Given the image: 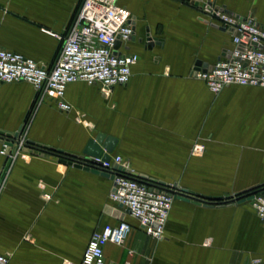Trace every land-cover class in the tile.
Listing matches in <instances>:
<instances>
[{"label":"crops","instance_id":"crops-1","mask_svg":"<svg viewBox=\"0 0 264 264\" xmlns=\"http://www.w3.org/2000/svg\"><path fill=\"white\" fill-rule=\"evenodd\" d=\"M198 1L118 0L135 18L128 47L138 61L130 81L106 93L73 82L68 112L38 98L28 82L4 84L0 130L20 129L26 140L78 155L98 134L113 136L111 154L132 170L210 199L176 197L165 235L156 239L112 200V178L15 146L0 156V253L11 264H81L92 233L121 220L134 229L124 244H106V264H264V220L246 195L264 191V87L230 85L214 94L193 74L232 46ZM80 2L0 0V45L51 66L61 48L52 33L65 32ZM213 2L264 24V0ZM196 144L205 150L193 153Z\"/></svg>","mask_w":264,"mask_h":264},{"label":"built area","instance_id":"built-area-1","mask_svg":"<svg viewBox=\"0 0 264 264\" xmlns=\"http://www.w3.org/2000/svg\"><path fill=\"white\" fill-rule=\"evenodd\" d=\"M201 1L202 12L225 29L231 36L232 46L214 64L195 67L193 74L204 80L214 94L230 85L264 87V24L254 13L240 17L216 5L213 0ZM135 33L132 11L120 5L118 0H81L65 32L52 33L60 40L61 48L51 66L0 45V87L7 83L28 82L34 86L38 98H50L60 110L68 112L72 109L65 99L69 84L76 81L99 84L106 93L130 81L138 55L129 51L128 43ZM117 41L120 42L118 47ZM0 138L13 141L12 150L15 146L19 150L29 146L22 130L16 139L5 134H0ZM204 150V144L193 147V153ZM8 154V145L2 144L0 156ZM70 160L91 170L110 173L114 181L112 200L130 209L131 216L148 235L156 239L164 237L173 201L182 194L173 184L163 186L127 173L125 169L130 167L120 154L110 153L108 158L73 157ZM246 195L251 197L257 215L264 220V192L251 191ZM233 199H239V196L227 198ZM133 229V224L126 220L96 229L85 248L81 264H106V244H124ZM0 264H11L8 253H0ZM251 264L263 262L261 258H254Z\"/></svg>","mask_w":264,"mask_h":264},{"label":"water","instance_id":"water-1","mask_svg":"<svg viewBox=\"0 0 264 264\" xmlns=\"http://www.w3.org/2000/svg\"><path fill=\"white\" fill-rule=\"evenodd\" d=\"M198 3H199V1L196 0L195 4H198ZM213 25H216V24H213ZM221 28L223 30H225L223 27H221ZM146 36H147V41H148L147 45L149 48H152L155 45V41H153L152 37L149 34H147ZM142 41H143V38H140L139 42H142ZM119 44H120V42L117 41V44H116L117 47L119 46ZM198 63H201V62H198ZM20 131L21 130L19 129L14 133H9V132L0 130V134H5L7 137H9L11 139H16V138L20 137ZM117 141H118L117 138H115L113 136H107L103 133H100L95 138L91 139L88 142V144L84 150V153L82 155H78V154H70V153L65 152L63 150H56V149L50 148L49 146L44 145L42 143L35 142L33 140L28 139L27 140L28 145L33 146V148L26 146L24 148V150L25 151H32V152L33 151L46 152L47 154H53L56 158H59L61 161L73 163L72 160H70V158H73V157L74 158L87 159L88 156H94V157L95 156H104L105 158H108L110 153H112L114 151V148L117 144ZM0 143L7 144L8 145V153L12 152V147L14 145L13 141L4 140V139L0 138ZM18 150H19V148H16V151H18ZM77 165L82 167V165H80V164H77ZM93 171L113 179V176L108 172L100 171L98 169H93ZM125 171L127 173L135 176V177L140 178V179H144V180L154 182V183H159L163 186L170 185L165 181L149 177L146 174L139 173L137 171L132 170L131 168H126ZM173 187L180 190V192L182 193V194H178L176 196L179 198L194 199V200L199 201V202H201L202 199H208V200L210 199V198H205L203 196L197 195V194L189 191L186 188H182L181 186H178V184H173ZM240 197H242V194L239 195V198ZM128 212H130V209H128Z\"/></svg>","mask_w":264,"mask_h":264},{"label":"rangeland","instance_id":"rangeland-1","mask_svg":"<svg viewBox=\"0 0 264 264\" xmlns=\"http://www.w3.org/2000/svg\"><path fill=\"white\" fill-rule=\"evenodd\" d=\"M263 191V190H262ZM264 192V191H263ZM165 235V233H164ZM57 259V258H56ZM76 258H64V264H72V261L75 260ZM252 260L248 264H251Z\"/></svg>","mask_w":264,"mask_h":264}]
</instances>
